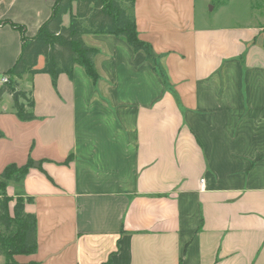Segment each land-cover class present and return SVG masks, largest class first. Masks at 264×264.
Instances as JSON below:
<instances>
[{
    "label": "crops",
    "instance_id": "0c3cea01",
    "mask_svg": "<svg viewBox=\"0 0 264 264\" xmlns=\"http://www.w3.org/2000/svg\"><path fill=\"white\" fill-rule=\"evenodd\" d=\"M56 1L0 0V81ZM256 5L257 16L220 25L197 0H135L138 37L166 83L110 34L83 37L98 50L96 83L79 64L56 88L49 74L17 79L35 119L14 113L15 93L2 96L0 176L33 160L6 192L33 199L38 240L18 263L264 264V0Z\"/></svg>",
    "mask_w": 264,
    "mask_h": 264
},
{
    "label": "trees",
    "instance_id": "16d2710c",
    "mask_svg": "<svg viewBox=\"0 0 264 264\" xmlns=\"http://www.w3.org/2000/svg\"><path fill=\"white\" fill-rule=\"evenodd\" d=\"M134 7L135 0H57L50 19L38 34L32 39L23 37L22 53L7 74L9 84L0 88V100L5 93H16L17 79L25 74H49L56 88L59 75L72 77L76 64L84 67L96 83L100 79L94 63L98 50L89 47L83 40L85 35L91 34H110L124 38L136 52H143L154 63L155 70L166 83L164 71L152 47L138 37ZM67 15L69 21L65 24L64 17ZM40 57L45 59L42 68L38 67ZM33 106L31 95L20 92L14 101V113L23 121L33 120ZM32 166V159L21 167L12 164L0 176V254L5 264H20L15 260L16 256H29L37 252V219L25 211L26 203L33 202V199L21 195L14 199L6 192L8 184L21 182ZM12 200H15L13 214L9 210ZM111 263L109 260L104 264Z\"/></svg>",
    "mask_w": 264,
    "mask_h": 264
},
{
    "label": "rangeland",
    "instance_id": "374dc122",
    "mask_svg": "<svg viewBox=\"0 0 264 264\" xmlns=\"http://www.w3.org/2000/svg\"><path fill=\"white\" fill-rule=\"evenodd\" d=\"M225 0H197L198 14L203 13L208 16L212 23L220 25L232 23H244L249 17L258 15L262 10L258 9L262 0H231L227 7H222ZM135 51V50H134ZM141 53V52H139ZM143 53V52H142Z\"/></svg>",
    "mask_w": 264,
    "mask_h": 264
},
{
    "label": "built area",
    "instance_id": "2783aa9c",
    "mask_svg": "<svg viewBox=\"0 0 264 264\" xmlns=\"http://www.w3.org/2000/svg\"><path fill=\"white\" fill-rule=\"evenodd\" d=\"M2 84H6V83H8L9 82V78H8V76H4L2 79H1V81H0Z\"/></svg>",
    "mask_w": 264,
    "mask_h": 264
},
{
    "label": "water",
    "instance_id": "95a60500",
    "mask_svg": "<svg viewBox=\"0 0 264 264\" xmlns=\"http://www.w3.org/2000/svg\"><path fill=\"white\" fill-rule=\"evenodd\" d=\"M18 94H19V93H15V97H17V96H18Z\"/></svg>",
    "mask_w": 264,
    "mask_h": 264
}]
</instances>
